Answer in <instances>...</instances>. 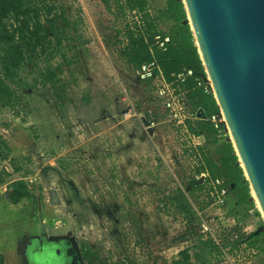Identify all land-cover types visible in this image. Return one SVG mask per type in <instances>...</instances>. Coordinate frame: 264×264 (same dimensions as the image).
<instances>
[{"label": "rangeland", "instance_id": "374dc122", "mask_svg": "<svg viewBox=\"0 0 264 264\" xmlns=\"http://www.w3.org/2000/svg\"><path fill=\"white\" fill-rule=\"evenodd\" d=\"M150 1L146 12L129 13L123 21L115 6L109 11L101 0H48L59 17L64 10L59 25L70 24L62 50L67 61L62 53L50 61L39 57L37 65L26 61L9 84L12 104L0 112L4 264H22L25 240L42 235L70 240L75 264H87L84 250L93 254V264H181L185 249L192 264H264L263 239L256 246L230 247L236 227L219 220L220 209H208L213 178L205 157L221 167L217 148L231 137L229 129L215 144L203 137L189 140L191 148L120 54L126 23L142 25V17H158L155 25L171 36L174 22L161 16L168 0ZM47 67L57 70L56 83L44 81ZM194 144H200V165L191 160ZM202 171L209 174L205 181ZM198 178L202 189L190 192ZM18 180L27 183L31 196L13 204L11 185ZM177 189L191 203L194 222L170 201ZM232 198L230 192L227 211ZM256 209L261 216L250 211L244 222L229 213L244 234L264 226L257 203ZM202 218L221 236L223 249L197 248L210 240L202 232Z\"/></svg>", "mask_w": 264, "mask_h": 264}, {"label": "trees", "instance_id": "16d2710c", "mask_svg": "<svg viewBox=\"0 0 264 264\" xmlns=\"http://www.w3.org/2000/svg\"><path fill=\"white\" fill-rule=\"evenodd\" d=\"M101 1L109 11H112L115 6L118 9L117 19L121 17L123 21L129 13L136 12L141 15L151 5L150 0ZM57 10V7L50 4L48 0H0V63L2 64L3 76L6 79L14 81L18 70L27 63V59L35 65H37L40 56L46 55L47 60L50 61L55 53H62L64 59H67L62 50L65 40L69 38L67 28L70 24L65 20L64 26L59 25V18L64 17V10L60 17ZM161 16H165L174 22V27L170 31L172 43L166 52L155 47L151 53L150 46L154 43V37L162 31L155 25L158 17L155 20H150L146 16L142 17L144 20H140L142 25L137 22L126 23V44L120 54L126 58L127 63L133 69L140 67L144 62L156 59L169 80L173 73H179L183 69H192L195 76L190 78L187 83V87L190 89L189 98L194 111L201 110V113L199 118L190 124V129L196 136L205 138L207 143L215 144L220 132L226 133L227 126L223 123L220 130L214 127L210 118L220 114V106L213 93H205L204 89L197 85L196 78L204 80L206 69L196 46L191 26L185 23L188 15L184 3L182 0H168L167 9ZM10 19H12V23H8ZM118 34L121 35V32ZM57 75L56 69L47 67L43 76L44 81L56 83ZM12 98L13 93L10 87L0 76V112L3 105L12 104ZM217 152L220 154L221 167H218L211 158L205 157L206 167L213 178L212 180L223 177L226 179L225 182L233 195V204L229 209L230 214L238 217L241 222L247 220L250 211H253L254 216L260 217L261 214L256 209V202L252 198L250 184L246 181L245 172L238 163L239 158L233 143L228 141V136L217 148ZM2 182L3 180L0 178V184ZM11 188L10 200L13 204H19L23 199L31 196L24 180L12 183ZM199 189H202L201 181L194 179L190 183L189 191ZM170 201L175 206L176 211L188 221L194 222L196 220V213L182 189H177L170 196ZM229 207L230 203L228 204ZM261 225H264L263 221H261ZM253 233L242 234L235 246L242 244L256 246L261 239L264 240V232L258 236H254ZM199 243L197 248L211 249L212 252L219 249L212 239L201 240ZM180 255L182 259L178 263L192 264L189 249L181 251ZM85 258L89 264H93L90 253H86ZM0 264H4V256L1 253Z\"/></svg>", "mask_w": 264, "mask_h": 264}, {"label": "water", "instance_id": "95a60500", "mask_svg": "<svg viewBox=\"0 0 264 264\" xmlns=\"http://www.w3.org/2000/svg\"><path fill=\"white\" fill-rule=\"evenodd\" d=\"M182 2L206 69L204 80L212 84L228 141L264 217V0ZM263 232L261 226L253 235Z\"/></svg>", "mask_w": 264, "mask_h": 264}, {"label": "built area", "instance_id": "2783aa9c", "mask_svg": "<svg viewBox=\"0 0 264 264\" xmlns=\"http://www.w3.org/2000/svg\"><path fill=\"white\" fill-rule=\"evenodd\" d=\"M171 43V36L158 33L154 37V43L150 46V51L153 53L154 48L157 47V49L166 52ZM133 74L138 82L145 84L154 94L156 100L162 106L170 124L179 130L181 135L189 144L191 141L194 142V140L199 136H196L191 132L190 124L196 121L201 113V110L194 111L192 102L189 98L190 89L187 87L188 80L195 76L194 71L192 69H183L179 73H173L171 75V79L169 80L159 62L156 59H153L151 61L144 62L140 67L134 68ZM196 81L198 87L203 88L205 93H213L215 96L212 84L209 81L197 78ZM210 121L214 124V127L217 130H220L221 125L225 123V119L221 110L220 114L213 115L210 118ZM151 125L154 126L155 124L152 122ZM198 145L200 144H194V150H190V155L193 163L197 165L199 163L200 165V158L197 151ZM190 146L193 148L192 144H190ZM207 175L209 176L206 171H202L200 177H202V180L205 181ZM198 180L200 179L198 178ZM229 195L230 189L226 182L220 178L214 179L212 182V187L208 188L207 192L208 204H210L208 209H220L222 212L219 215V220H222L221 218H225L227 223L237 227V219L230 215V212L227 211V198ZM201 220L203 221L201 228L203 234H205V237L214 240V242L223 249L221 236H217L213 232L211 223L207 221L206 218L205 220L203 218ZM212 222H214V219ZM242 234H244V231ZM240 237L241 235L239 233L234 232L231 241L236 243L238 240H240ZM235 243L233 246L230 245V247L234 248ZM227 247H229V245L225 246V248Z\"/></svg>", "mask_w": 264, "mask_h": 264}, {"label": "flooded vegetation", "instance_id": "af4514ba", "mask_svg": "<svg viewBox=\"0 0 264 264\" xmlns=\"http://www.w3.org/2000/svg\"><path fill=\"white\" fill-rule=\"evenodd\" d=\"M42 57V56H40ZM46 57V55H45ZM26 58H29L26 56ZM27 61H29L27 59ZM20 70V69H19ZM18 70V71H19ZM3 81L9 86L10 80L2 76ZM15 81V80H14ZM40 237V238H39ZM72 242L67 239L56 240L49 239L46 235L33 236L25 240L22 249V264H75L73 256L69 254L72 248ZM86 253H90L93 259V254L88 251H83V257L85 258Z\"/></svg>", "mask_w": 264, "mask_h": 264}, {"label": "crops", "instance_id": "0c3cea01", "mask_svg": "<svg viewBox=\"0 0 264 264\" xmlns=\"http://www.w3.org/2000/svg\"><path fill=\"white\" fill-rule=\"evenodd\" d=\"M241 230L242 229H240L239 227H236V228H234V232H237V233H239L240 235H242V232H241ZM246 235V234H245ZM3 253V252H2Z\"/></svg>", "mask_w": 264, "mask_h": 264}, {"label": "bare ground", "instance_id": "6f19581e", "mask_svg": "<svg viewBox=\"0 0 264 264\" xmlns=\"http://www.w3.org/2000/svg\"><path fill=\"white\" fill-rule=\"evenodd\" d=\"M258 204V203H257Z\"/></svg>", "mask_w": 264, "mask_h": 264}]
</instances>
